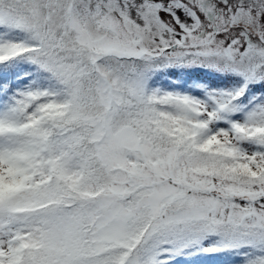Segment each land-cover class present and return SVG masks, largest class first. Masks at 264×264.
Instances as JSON below:
<instances>
[{
	"label": "snow or ice",
	"instance_id": "1",
	"mask_svg": "<svg viewBox=\"0 0 264 264\" xmlns=\"http://www.w3.org/2000/svg\"><path fill=\"white\" fill-rule=\"evenodd\" d=\"M0 264H264V0H0Z\"/></svg>",
	"mask_w": 264,
	"mask_h": 264
}]
</instances>
